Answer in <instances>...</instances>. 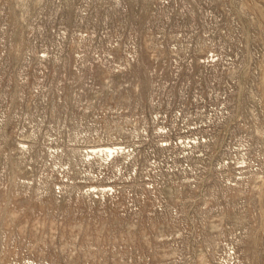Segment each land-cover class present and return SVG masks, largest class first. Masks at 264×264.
<instances>
[{"label":"rangeland","instance_id":"374dc122","mask_svg":"<svg viewBox=\"0 0 264 264\" xmlns=\"http://www.w3.org/2000/svg\"><path fill=\"white\" fill-rule=\"evenodd\" d=\"M0 264H264V0H0Z\"/></svg>","mask_w":264,"mask_h":264},{"label":"bare ground","instance_id":"6f19581e","mask_svg":"<svg viewBox=\"0 0 264 264\" xmlns=\"http://www.w3.org/2000/svg\"><path fill=\"white\" fill-rule=\"evenodd\" d=\"M108 152V151H107ZM110 152V151H109Z\"/></svg>","mask_w":264,"mask_h":264}]
</instances>
